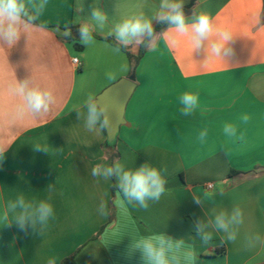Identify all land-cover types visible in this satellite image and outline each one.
Masks as SVG:
<instances>
[{
	"label": "crops",
	"instance_id": "obj_1",
	"mask_svg": "<svg viewBox=\"0 0 264 264\" xmlns=\"http://www.w3.org/2000/svg\"><path fill=\"white\" fill-rule=\"evenodd\" d=\"M28 2L31 8L41 0ZM191 2L184 0V7ZM159 4L47 0L36 24L22 28L14 45L0 42V264H48L50 258L60 264L70 256L75 264H147L136 243L160 234L183 241L169 251L170 264H264L263 0H197L185 16L207 13L216 28L230 32V55L210 56L206 45L195 49L169 26L154 36L139 63L116 140L85 127L87 97L98 98L131 72L128 55L101 38H114L108 32L126 19H152ZM95 8L108 17L102 29L91 20ZM85 22L94 43L77 49L61 33ZM127 47L136 55L140 44ZM24 79L52 92L47 112L33 114L14 93ZM185 92L199 98L189 116L179 99ZM226 124L236 128L235 136L225 134ZM116 161L133 171L145 163L159 169L166 180L160 199L141 208L118 188L113 195L115 176L91 175L94 165ZM20 195L53 206L42 230L39 224L21 230L9 223L11 214L4 220L8 202ZM236 207L243 222L230 225L237 235L227 241L215 217L223 212L230 218ZM197 223L212 233L207 244Z\"/></svg>",
	"mask_w": 264,
	"mask_h": 264
},
{
	"label": "clouds",
	"instance_id": "obj_2",
	"mask_svg": "<svg viewBox=\"0 0 264 264\" xmlns=\"http://www.w3.org/2000/svg\"><path fill=\"white\" fill-rule=\"evenodd\" d=\"M47 0H41L37 6L34 3L29 7L28 0H0V42L12 46L19 40L21 29L33 26L43 14ZM184 0H160L159 10L152 19L145 18L142 14L126 19L117 23L108 36H114L115 40L121 46H128L132 43L144 44L147 38L146 46H150L155 34L153 20L160 23H166L170 29H174L180 36L188 37L195 49H200L206 45L207 54L210 56L224 59L230 55L231 49L228 47L232 41L231 33L221 30L213 25L212 18L207 13L194 14L186 17L184 13ZM91 20L99 28H103L108 17L99 8L92 12ZM93 28L85 22L78 28L80 43L89 46L94 43L92 35ZM63 37L72 36L71 29L66 27L61 33ZM175 43V41H173ZM114 79V76H110ZM14 93L22 98L24 107L33 114L47 112L49 106L54 102L53 94L50 90L41 89L39 86H33L28 79L17 82ZM183 105L182 113L184 116L191 115L198 106V96L193 93L185 92L180 98ZM86 109L85 127L89 132H104L113 125L109 104L101 103L92 95H89L83 104ZM78 117L80 115L79 112ZM244 122L249 117L245 115ZM226 135L235 136L236 128L231 124L224 126ZM207 135V130L201 131L199 139L203 140ZM35 150H47L40 145L35 146ZM4 151L0 150V157ZM91 175L96 178L102 177L107 180L115 176L117 188L122 193L123 198L129 203H136L141 208L148 207V201H158L165 192L166 180L162 177L159 169L145 163L139 168L129 170L119 161L112 165L104 166L96 164L91 169ZM48 191L51 192L50 185ZM193 202L200 204L198 197H193ZM106 205L101 202L99 211L105 214ZM9 214L12 215V221L21 230L31 225L33 229L37 224L40 230L46 226L48 220L53 217L54 209L51 203L47 201L29 202L23 195H20L14 201L8 202L3 214L4 220H8ZM243 222V213L240 208L233 209L231 217H226L225 213H220L215 217V227L219 231L228 233L225 238L227 241H235L237 233L229 231L230 225ZM8 224V223H6ZM197 234L203 243L207 244L212 239V233L204 230V226L197 223ZM183 244L182 240H173L164 234L141 238L137 241L135 249H139L147 261V264H170L169 251L179 250ZM172 260L178 259L173 256ZM48 264H56L55 258H50Z\"/></svg>",
	"mask_w": 264,
	"mask_h": 264
},
{
	"label": "water",
	"instance_id": "obj_3",
	"mask_svg": "<svg viewBox=\"0 0 264 264\" xmlns=\"http://www.w3.org/2000/svg\"><path fill=\"white\" fill-rule=\"evenodd\" d=\"M134 81L123 78L105 89L99 96L98 101L109 104V111L113 121L112 127L106 130L109 142L116 140L119 128L123 122L126 105L135 90Z\"/></svg>",
	"mask_w": 264,
	"mask_h": 264
},
{
	"label": "trees",
	"instance_id": "obj_4",
	"mask_svg": "<svg viewBox=\"0 0 264 264\" xmlns=\"http://www.w3.org/2000/svg\"><path fill=\"white\" fill-rule=\"evenodd\" d=\"M196 1L197 0H192V2L187 7L183 8L185 15L188 14L190 12V9L195 6ZM263 12H264V0H263ZM153 27L155 29V34H154V36H155L159 33H162L165 29H167L169 27V25L166 23H160V22L156 21L155 24L153 25ZM69 28L71 29V32H72L71 39H72V41H74V46L77 49H82V45L80 44L79 34H78V28L79 27L78 26H70ZM101 39H104V40L108 41L109 43H111L112 45L120 48L121 50H123L128 55L130 63H131V72H130L128 79L135 81L136 70L139 66L141 59L144 57V55L147 52V48H148V46H146L147 38H145L144 44H140L139 52L136 55L132 54L129 51V48L127 46L125 47V46L119 45L118 42L114 38L106 37V38H101ZM105 133H106V131H105ZM116 188H117L116 185H114L113 189H112L113 195H114ZM60 264H75L74 257L70 256L68 258H65L64 260L61 261Z\"/></svg>",
	"mask_w": 264,
	"mask_h": 264
},
{
	"label": "built area",
	"instance_id": "obj_5",
	"mask_svg": "<svg viewBox=\"0 0 264 264\" xmlns=\"http://www.w3.org/2000/svg\"><path fill=\"white\" fill-rule=\"evenodd\" d=\"M73 63H74L75 65H79V64H80V61H79L78 58H74V59H73ZM209 188H213V185H209Z\"/></svg>",
	"mask_w": 264,
	"mask_h": 264
}]
</instances>
